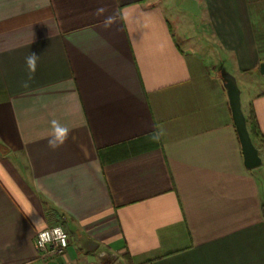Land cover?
Listing matches in <instances>:
<instances>
[{
  "label": "crops",
  "instance_id": "0c3cea01",
  "mask_svg": "<svg viewBox=\"0 0 264 264\" xmlns=\"http://www.w3.org/2000/svg\"><path fill=\"white\" fill-rule=\"evenodd\" d=\"M194 3L190 51L162 0H0V264H264V5ZM37 218L63 254L39 258Z\"/></svg>",
  "mask_w": 264,
  "mask_h": 264
},
{
  "label": "rangeland",
  "instance_id": "374dc122",
  "mask_svg": "<svg viewBox=\"0 0 264 264\" xmlns=\"http://www.w3.org/2000/svg\"><path fill=\"white\" fill-rule=\"evenodd\" d=\"M258 1L262 2L261 4L264 5V0ZM162 4L166 8L169 19L174 26V31L176 32L178 40L184 48L191 51V48L193 47L192 45H194V43L198 41H202L201 43L203 44V46L210 47L211 42L204 39V28H207V25L205 23L206 17L205 15L198 13L194 0H162ZM260 18H263L264 20V13L261 14ZM202 51L205 55H207V50H201L199 52ZM204 59L205 56L203 60ZM205 61L209 66V58H207ZM261 76H263L262 80L264 83V75ZM255 84L256 83H254L253 81L250 85V88H248V91H253Z\"/></svg>",
  "mask_w": 264,
  "mask_h": 264
},
{
  "label": "clouds",
  "instance_id": "9594fccd",
  "mask_svg": "<svg viewBox=\"0 0 264 264\" xmlns=\"http://www.w3.org/2000/svg\"><path fill=\"white\" fill-rule=\"evenodd\" d=\"M39 56L35 53H30L25 57L26 65L30 72L34 73L36 70L37 60ZM52 132L50 134V139L48 140V145L52 149H56L59 146L63 145L65 141L69 137V133L71 129L66 125L60 123V121L53 119L51 121ZM26 212L31 215L35 213V209L29 207L26 209ZM34 227L37 232L40 234V246L43 247L45 244L50 243L52 241L53 236L55 235L57 239H59L60 234H62L63 230L60 227L54 228L49 231H45L43 229L46 228V224L43 219L37 218L33 220ZM64 243V241H61Z\"/></svg>",
  "mask_w": 264,
  "mask_h": 264
},
{
  "label": "water",
  "instance_id": "95a60500",
  "mask_svg": "<svg viewBox=\"0 0 264 264\" xmlns=\"http://www.w3.org/2000/svg\"><path fill=\"white\" fill-rule=\"evenodd\" d=\"M260 71L262 74H264V61H262L260 64ZM233 104L237 129L241 139L246 165L249 167L256 166L261 163V157L259 155L258 148L252 140L246 117L240 109L238 96L234 97Z\"/></svg>",
  "mask_w": 264,
  "mask_h": 264
},
{
  "label": "built area",
  "instance_id": "2783aa9c",
  "mask_svg": "<svg viewBox=\"0 0 264 264\" xmlns=\"http://www.w3.org/2000/svg\"><path fill=\"white\" fill-rule=\"evenodd\" d=\"M60 227L63 232L60 234L59 239L54 235L50 243L45 244L43 247L40 246V234L39 232L35 236V247L38 252L39 258L42 260H49L55 256L63 254L70 245L69 234L63 225H52L43 230L51 232L52 229ZM64 241V243H61ZM20 264H29L28 262Z\"/></svg>",
  "mask_w": 264,
  "mask_h": 264
},
{
  "label": "trees",
  "instance_id": "16d2710c",
  "mask_svg": "<svg viewBox=\"0 0 264 264\" xmlns=\"http://www.w3.org/2000/svg\"><path fill=\"white\" fill-rule=\"evenodd\" d=\"M247 123L249 125V131L254 139L263 141V134L261 132L255 110L252 108L247 117Z\"/></svg>",
  "mask_w": 264,
  "mask_h": 264
}]
</instances>
